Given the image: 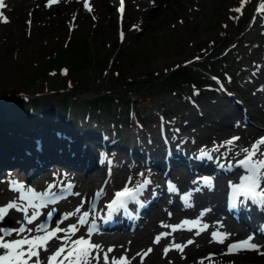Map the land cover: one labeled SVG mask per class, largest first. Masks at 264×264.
Returning a JSON list of instances; mask_svg holds the SVG:
<instances>
[{"label":"rangeland","instance_id":"1","mask_svg":"<svg viewBox=\"0 0 264 264\" xmlns=\"http://www.w3.org/2000/svg\"><path fill=\"white\" fill-rule=\"evenodd\" d=\"M97 1L104 13L98 14L95 7L86 18L70 16V6L66 4L68 12H64L63 26L54 29L52 20L45 25L48 34H35L33 26L28 24L18 32L14 26L8 28L5 21L0 22V146L24 145L25 149H33L28 159L35 160L38 153L46 157L49 145L48 141L45 148L35 142L28 144L37 134L54 144L59 142L67 154L84 146L86 155L92 148L86 142L91 141L110 149L117 162L126 158L125 166L134 165L136 172L139 166L152 164L147 161L149 155L144 154L147 150L158 157L161 155L160 163L166 159L163 168L151 167L156 170L153 180H164L167 186L175 188L168 179L178 177L180 181H177L182 182L196 174L188 163L197 166L201 163L175 152L170 155L163 150L164 141L160 148L156 141V148L146 144L137 131L139 127L152 124L160 141L171 133L185 136L188 129L206 128L216 132L226 121H233V115L244 124L257 127L262 123L257 118L248 117L250 121H247L242 116L248 99L255 103L264 98V70L255 69L257 58L254 57L264 47V37L259 36L264 27V10L258 11L259 0H244L243 4L242 0H179L173 2L174 13L167 16L157 15L154 4L139 11L131 0H124L121 12L120 0ZM237 8L241 10L234 11ZM244 12L248 19L239 16ZM155 17L159 27L148 31ZM197 21H201L199 28L194 26ZM201 37L208 40L199 43L200 48L192 47ZM165 59L167 64L152 67L153 63ZM139 65L143 69L131 74L129 69ZM179 69L190 72L200 84L189 81L180 82L178 87L172 85L170 76ZM105 94L131 99L132 105L127 107L119 99H114L110 106L89 101L103 98ZM196 105L198 110L192 111L191 106ZM39 117L45 118L42 123L33 127L25 124L30 118ZM197 122L200 124L195 128ZM19 123L23 125L16 127ZM90 127L100 128L104 138ZM113 134L118 135L115 141H112ZM108 135L112 142L106 140ZM191 142L188 137L180 145L186 149ZM38 147L44 149L37 150ZM92 161H95L93 157ZM170 168V177L158 178ZM31 169L13 164L3 171L22 177ZM180 174L186 176L182 178ZM204 176L200 174L199 179ZM185 191L190 197L187 187ZM172 195L169 191L160 197L172 199ZM147 213L150 211L141 213L140 218L129 213L133 218L129 231L145 221ZM154 254L162 255L154 248L148 252L149 258H154ZM216 263L210 259L204 264Z\"/></svg>","mask_w":264,"mask_h":264},{"label":"bare ground","instance_id":"2","mask_svg":"<svg viewBox=\"0 0 264 264\" xmlns=\"http://www.w3.org/2000/svg\"><path fill=\"white\" fill-rule=\"evenodd\" d=\"M177 1L179 0H131L130 2L139 11H144L147 7L154 4L157 7L155 10L158 13L157 15L167 16L174 13L176 7L173 6V2ZM144 2H149V5ZM66 4L70 6V16H76L77 18H83L88 13L92 14V11L96 8H98V14L104 13V8L100 9V4L97 0H89V5L92 8L91 12L84 8L83 0H59L58 3L48 6H46L47 0H4V7H0V22L5 21L8 28L14 26L18 29V32L26 24L32 25L35 34H46L49 31L45 28V25L51 24L52 20L55 23L54 29L63 26L61 22L65 18L64 12H68ZM258 4L261 7V5H264V0H259ZM239 16L248 19L246 12L240 13ZM55 17H57V20ZM157 21L156 17L153 18L147 30L151 31L159 27ZM200 22H195L194 26L199 28L198 24ZM185 32L187 33L188 29ZM261 34L259 33V36L263 38L264 27ZM204 40L207 41L208 38H199L193 43L192 47L200 48L201 45L198 46V44L204 42ZM257 52L258 54H254V57L257 58L255 69L262 72L264 70V47L258 49ZM158 61L152 64L153 68L159 64H163V62L167 64V59ZM253 63L255 65V61ZM141 69L143 68L139 65L137 68L129 70L131 74H134L137 70ZM8 89L5 88L4 90ZM183 99L185 100V98ZM263 99L262 97L260 102L258 100L255 103L253 100L248 99L243 108L244 112H242V116L246 117L247 121H250V118L259 119L262 123H258L257 127L249 125V123L244 124L234 118L236 115H233V121H226L216 132L214 130L209 131L206 128L188 129L185 136L181 135L178 137L171 133V135L163 136V140L161 139L160 141L155 137L152 124L149 123L147 126L137 129L141 139L146 144H150L156 148V142H158V147L160 148L162 141H164L169 148L163 144V150L167 153L170 152V155L175 152L185 158H191L196 163H201L199 166L192 162L188 163L191 171H196L197 175L193 173L192 176L190 175L187 179L183 180V183L179 182L178 177L179 181L175 177H171L170 181L173 183V187H175L174 190H170V187L167 186V183H164V180H160L159 182L153 180L156 170H152L153 168L151 167L156 168L158 166L163 168L166 159L163 158V163H160L158 161L161 160V155L158 157L155 153H149L147 150L144 154L149 155L147 161H150L152 164L150 166H139L136 172V167H132L134 165L125 166L127 165L126 158H120L117 162L115 155L110 149L100 146L101 144L95 145L91 141L86 142L87 145L90 144L92 146L91 151H86V155L83 149L84 146L82 147V145L79 151L72 150L73 152L71 151L67 154L62 151L63 148L59 146V142L54 144L51 140H44L45 136L42 137L37 134L28 144L35 142L45 148L48 141L49 145L46 148L48 150L46 157L38 153L35 160L34 158L28 159V157H31L32 154L30 152L33 149H25L24 145L10 144L0 146V165L2 169L0 170V206L6 205L12 200H17L18 203H25L18 200V192L10 190L8 183L10 180L21 182L25 188H32L36 192L43 193L46 190H50L57 196L63 197L55 203H50L46 207L41 208V216L33 224H27L24 221L23 212H18L15 209L9 210L3 226L16 228L19 227L17 221H21L26 224L27 228H34L36 224L46 221L47 213L54 209L53 217L51 221H48L49 230H51V228L56 227V221L63 219L64 214L74 212L79 207L81 209L80 213L63 220V223L59 226L67 228L70 224H77L79 231L72 239H76L82 235L87 238L86 233L89 225H79L77 221L84 211H88L89 215H94L97 219L95 224L99 229L93 232L91 241L101 245L100 264H103V252L110 247L113 249V252L109 253L110 259L113 256L120 257L123 255L130 260V264H201V262L204 264L210 259L215 263L221 264H264V254H261L264 253V231H261V226H264V223H262L264 220V206L247 200L243 203H238V207L233 211L226 206L222 199L223 189L227 186L228 182L235 183L240 180L242 175L246 174L245 170L237 164V161L245 155L240 150L242 148H250L258 139L264 137ZM191 109L192 111H197L198 106H191ZM44 119L42 117L38 119L30 118L25 124L29 123L33 127V124H40ZM59 122L62 123V118L59 119ZM68 124H70L69 121ZM199 124L197 122L195 128L199 127ZM22 125L23 123H19L16 127ZM90 128L104 138L100 128ZM158 132H160L159 129ZM6 137H8V134H6ZM109 137L110 135L106 138L107 141H109ZM112 137V141H115L118 135L113 134ZM188 137H190L192 142L188 148L184 149L180 145V141ZM232 137H239V139L234 141L232 145H225L224 141ZM211 139L213 140L209 142ZM41 147H38L37 150L44 149ZM192 149L195 150L191 151ZM201 150L207 153V155L202 156ZM260 150L264 151V145L260 146ZM98 154H100L99 157H97ZM12 157L22 158L13 159ZM84 157L86 160L83 162ZM92 157L95 161H92ZM256 158H261L259 152ZM53 162L58 163L53 165ZM13 164H19L23 169L28 167H32V169L30 172L24 173L22 177L15 176L13 172L7 173L3 171L5 167ZM229 165L231 166L229 167ZM193 166H197V168ZM90 167H93V169L90 170ZM185 172L189 174L187 170ZM171 173L172 169L170 168L166 174H161L158 178L161 176H164V178L170 177ZM211 173V177L208 176L211 179L210 183H205L203 179H199L200 174L206 176ZM179 176L184 178L186 175L180 174ZM145 179L149 180L150 183L136 195V198L134 200H127L124 207L117 208L109 215L107 206L114 198L115 193L123 189L126 184L128 187L133 188L143 183ZM69 185L71 187H68ZM183 185L191 193L190 197ZM49 186H51L50 189ZM57 188L60 189L57 190ZM60 190H64L63 195L59 194L58 191ZM101 190L102 193L98 196L97 193L101 192ZM167 190L173 193L169 207L160 199L161 191L164 193ZM89 193L91 195L88 200L87 196ZM148 209L152 210V214L145 219L144 223L138 225L133 231H129L128 226L133 222V218L129 216V213L133 212L134 216L140 217V213H145ZM31 211L29 209V215H31ZM258 216L260 217L258 218ZM183 221H198V223L195 226L191 223L184 225L182 224ZM89 224H91V220ZM176 225L180 226L176 230H173L172 227H166ZM103 226L109 231H103ZM112 229H115V231ZM161 233L167 235L161 237L158 242L161 246H159L157 243H154V240ZM212 233L218 234L217 239H213ZM222 233L228 235L223 243H219V234ZM56 235L64 236L65 233L59 232ZM249 236L253 237L251 242L258 245L257 250L241 249L228 252L229 244L243 241ZM11 238H15V233L13 237H9L8 239ZM188 241H192V243H188ZM61 243L62 241L55 238L50 240L48 242V251L40 252L42 260L46 261L48 255H51ZM175 244L182 245L183 251L175 249L173 247ZM147 248H157L162 255L154 254V258H149L148 254L144 255L147 252ZM165 248L169 249L167 254L164 252ZM138 253L140 255H137ZM153 253H156V251L154 250ZM33 260H35V257H33ZM92 264H96V261L93 260Z\"/></svg>","mask_w":264,"mask_h":264},{"label":"snow or ice","instance_id":"3","mask_svg":"<svg viewBox=\"0 0 264 264\" xmlns=\"http://www.w3.org/2000/svg\"><path fill=\"white\" fill-rule=\"evenodd\" d=\"M58 2L59 0H47L46 6ZM243 3L244 0H242V4ZM83 6L89 12L92 11V8L89 5V0H83ZM0 7H4V0H0ZM123 9L124 0H120V11L123 12ZM240 10V8L234 9L236 12H239ZM260 10H264V5H261V8H259L258 11ZM122 35L123 34H121V36ZM238 139L239 137H232L231 139L224 141V144L232 145L234 141ZM261 145H264V137L258 139L250 148H242L240 150L245 155L242 159L237 161V164L245 170L246 174L240 177L238 184H230V188L232 189L230 199L233 206H235V198L237 196L244 198L241 203L250 200L253 203L264 206V151L260 150ZM258 152L260 153L261 158H256ZM201 155H207V153L201 150ZM230 166L231 165H229V167ZM129 179L131 180V178ZM202 179L205 183H210V178L205 177ZM8 183L11 191L19 193L18 200L25 203H18L17 200H12L6 205L0 206V264H92L93 260L96 261V264H100L101 245L91 241V236L97 229L95 227L94 219L91 224H89L88 211H84L77 221L79 225H89L86 233L87 238L82 235L76 239H72V237L79 231L77 224H70L67 228H61L59 226L63 223V220L80 213L81 209L79 207H77L74 212L64 214L63 219L56 221V227L51 228V230H49L48 221H51L55 211L54 209L47 213L46 221L36 224L34 228H27L26 224L21 221H17L19 227L16 228L3 226V222L9 210L15 209L18 212H23L24 221H26L27 224H33V222L41 216V208L63 198L57 196L50 190L40 193L32 188H25L23 183L15 180H10ZM148 183H150V181L145 179L143 183H140L133 188L128 187L126 184L123 189L117 191L114 198L107 206L109 209V215H111V212L115 211L117 208L124 207L127 200H134L136 195L140 193ZM68 187H71V185ZM50 188L51 186H49V189ZM170 190H174V188L170 186ZM101 193L102 190L101 192H98L97 195L99 196ZM29 209L32 210L31 215H29ZM189 223L195 226L198 221L182 222L184 225ZM166 227H172L173 230H176V228L180 226ZM261 231H264V226H261ZM59 232H63L65 235L57 236L56 234ZM14 233L15 238L8 239L9 237H13ZM164 235L167 234L161 233L157 236L154 243H158ZM217 235V233H212L213 239H217ZM219 235L220 239L218 242L223 243L228 234L222 233ZM53 238L62 241V243L51 255H48L47 260L44 261L41 258L40 252L48 251V242ZM252 239L253 237L249 236L243 241L229 244L228 252L230 253L234 250L241 249L257 250L258 245L252 243ZM188 243H192V241H188ZM173 247L178 251H183V246L180 244H175ZM151 251L152 249H148L144 255H147L148 252ZM168 251V248L164 249L165 254H167ZM111 252H113L111 247L103 252V264H130V260L123 255L120 257L113 256L110 259L109 253ZM137 255L140 254L138 253ZM33 257H35V260H33Z\"/></svg>","mask_w":264,"mask_h":264},{"label":"trees","instance_id":"4","mask_svg":"<svg viewBox=\"0 0 264 264\" xmlns=\"http://www.w3.org/2000/svg\"><path fill=\"white\" fill-rule=\"evenodd\" d=\"M170 80H171V84L172 85H176V87L179 86L178 84L180 82H189V81L194 82V81H197L196 84H200V82H199L200 80L194 78L193 75L190 72H187L185 70L183 71V69H179L176 72H174L172 74V76H170ZM102 94H104V93H102ZM114 99H119L122 102L126 103L128 105L127 107L132 105L129 102V100H131V99H126L125 97H121V96H118V95H113L112 96V95H108V94H105V96L103 98H99L98 100L90 99L89 101L92 102V103L99 102V103H101L103 105L110 106V103H112Z\"/></svg>","mask_w":264,"mask_h":264}]
</instances>
